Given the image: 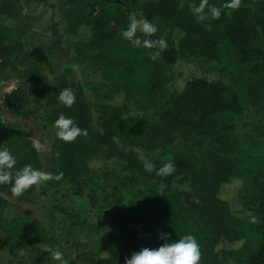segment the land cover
Listing matches in <instances>:
<instances>
[{"label":"trees","instance_id":"obj_1","mask_svg":"<svg viewBox=\"0 0 264 264\" xmlns=\"http://www.w3.org/2000/svg\"><path fill=\"white\" fill-rule=\"evenodd\" d=\"M33 1L53 11L55 40L44 63L50 67L66 33L75 35L89 27L91 37L85 47L91 52L89 62L99 73L100 84L112 92L111 97L93 103L83 85L63 77L52 87L39 66L29 65L23 74L32 87L33 101L21 87L5 93L4 110L42 124L51 154L48 172L63 173L58 181L42 183V193L70 183L76 195L89 194L95 201L88 187L98 159L122 164L132 183L148 178L157 183L122 209L98 216L99 241L93 250L82 253L80 264H125L134 252L158 249L185 235H193L200 246L199 264H229L223 256L226 245L241 256L240 264H264V156L252 152L259 144L257 138L236 132V116L246 109L253 107L264 114V0H241L236 10L222 7L230 0H208L209 7L221 8V16L203 21L194 13L201 0H148L139 5L67 0L65 33L55 18V5L50 0ZM23 9L21 0H0V79L7 71L21 72L20 58L26 51L15 20ZM131 13L158 28L150 39L167 41V49L155 61L150 53L157 49L133 47L121 36ZM137 36L148 38L139 31ZM193 58H205L212 69H202ZM183 68L189 70L185 86L170 89ZM231 72H237L242 82H228ZM65 88L76 96L70 108L58 100ZM166 89L171 91L165 103ZM132 106L156 111L159 119L133 116ZM60 114L73 119L88 135L70 143L59 140L53 124ZM33 143L26 131L0 123V150L7 148L17 161L13 174L29 164L42 168ZM126 147L163 150L171 159L153 164L159 169L172 162L175 171L166 177L149 173L140 155L126 152ZM249 183L250 190L243 196ZM10 189L11 184L0 185V258L11 248L17 264H49V253L38 247L51 239L46 226L27 216L7 218ZM37 189L33 186L20 196L29 199ZM235 190L239 213L227 197ZM161 234H168V240Z\"/></svg>","mask_w":264,"mask_h":264},{"label":"rangeland","instance_id":"obj_2","mask_svg":"<svg viewBox=\"0 0 264 264\" xmlns=\"http://www.w3.org/2000/svg\"><path fill=\"white\" fill-rule=\"evenodd\" d=\"M24 8L28 9L27 15H21L15 23L21 28V41L24 44L26 54L20 58L21 72H5L0 79V123L5 124L10 129H22L29 133L35 140L41 143L47 142L43 136L42 124L36 121L18 118L3 109V96L14 88L21 87L28 93L29 99L33 101V90L23 72L29 65L39 66L50 86L55 87L58 81L65 77L71 83L81 84L85 87L89 99L96 103L103 97H111L110 89L100 84V75L92 70L88 55L90 51L85 47L89 43L91 30L83 27L77 34L65 35V39L52 54L50 67L44 63V59L53 45L55 38L51 33L52 9L42 2L33 0H21ZM125 3L139 5L148 0H117ZM67 0H50L54 4L55 18L62 23V31L65 33L64 12ZM85 49V53L81 52ZM195 64L202 69L211 70V64L205 58H193ZM189 77L188 68H183L178 73L177 81L170 89H181ZM228 82L240 83L241 76L237 72H231L227 77ZM166 89V101L169 100V92ZM129 113L133 116L147 117L149 119H159L156 111L141 110L134 106ZM237 134L239 136L251 135L259 140L258 146L252 151L256 155L264 156V114L259 110L250 107L243 113L236 116ZM100 122L96 119L95 126L99 127ZM47 145L49 146L48 142ZM126 152L143 155L154 163L157 160L169 161L171 156L163 151L148 152L138 147H126ZM42 160L41 171L48 172L51 165L50 148L48 151L40 152ZM130 174L123 169V165L118 162H107L98 159L96 167L92 173V180L88 187V192L93 193L95 201L89 194L78 196L74 193L73 184L67 183L62 187L42 193L40 186L36 193L29 199L23 196H8L10 208L6 216L13 219L17 216H27L35 219L46 226L49 241L38 245L42 251L47 245L51 250H60L64 259L69 264H80L82 253L90 251L97 245L100 232L95 227L101 223L99 215L104 211H115L122 209L131 199L139 198L143 193L157 183L148 178L143 181L132 183L129 180ZM250 180V179H249ZM250 190V183L246 185L243 196ZM237 190L229 195L235 212H241L240 203L237 197ZM234 247L225 246L224 258L229 264H240L241 256L233 251ZM44 252V251H42ZM49 253V264H59L51 258ZM0 264H17V255L13 249L8 248L0 258Z\"/></svg>","mask_w":264,"mask_h":264},{"label":"clouds","instance_id":"obj_3","mask_svg":"<svg viewBox=\"0 0 264 264\" xmlns=\"http://www.w3.org/2000/svg\"><path fill=\"white\" fill-rule=\"evenodd\" d=\"M241 6V0H230L222 7L224 9L236 10ZM207 8V13L205 9ZM198 20H215L221 16V8L216 6H208V0H201L198 7L194 10ZM22 15L28 14V9L22 10ZM143 34L145 39H141L137 36V32ZM158 31V28L144 18H137L136 14L131 13L128 16L127 27L121 29V36L128 40L133 47H143L146 49H157V51L150 53V58L155 61L161 52L167 49V41L161 37L158 39H150ZM58 100L66 107H72L76 102V96L72 89L65 88L60 91ZM55 129V136L64 142H73L81 135L87 136V130L81 129L75 124L74 120L60 114L53 124ZM34 148L38 152H45L49 150L47 142L41 143L39 140H35L33 143ZM59 157V153H56ZM142 161L145 170L149 173L155 171V174L160 177H166L171 175L175 171V166L172 162L163 164L159 169H156L155 165L151 163L147 157L142 154L139 156ZM17 161L12 153L7 149L0 150V185L11 184V193L13 196H20L26 190L33 186H39L44 182L51 180H60L63 177V173L53 175L50 172L41 171L33 168L32 165H25L14 174L12 169L15 167ZM161 190L164 185H160ZM255 222V218H253ZM161 238L165 241L168 240V234H161ZM42 251L51 252V258L58 261L59 264H69L64 259L63 253L60 250H51L47 245L43 246ZM201 260L200 246L193 235H185L175 242H165L158 249L143 248L138 252L131 254V258H126L125 264H199Z\"/></svg>","mask_w":264,"mask_h":264}]
</instances>
